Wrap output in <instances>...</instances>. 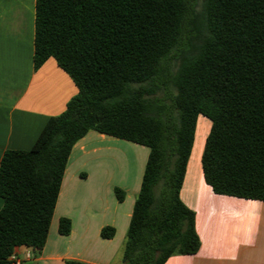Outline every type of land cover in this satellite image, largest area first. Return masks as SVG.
Instances as JSON below:
<instances>
[{"label": "trees", "instance_id": "trees-1", "mask_svg": "<svg viewBox=\"0 0 264 264\" xmlns=\"http://www.w3.org/2000/svg\"><path fill=\"white\" fill-rule=\"evenodd\" d=\"M49 58L77 93L29 150L0 159V264L16 247L42 249L68 156L89 131L149 150L122 264L197 252L179 191L199 115L210 121L205 183L264 202V0H35L34 69ZM69 231L61 218L58 232Z\"/></svg>", "mask_w": 264, "mask_h": 264}, {"label": "crops", "instance_id": "crops-1", "mask_svg": "<svg viewBox=\"0 0 264 264\" xmlns=\"http://www.w3.org/2000/svg\"><path fill=\"white\" fill-rule=\"evenodd\" d=\"M34 1L0 0V159L6 150H29L46 120L62 113L77 93L54 59L33 67ZM209 128L210 121L199 115L179 191L194 212L199 248L164 264H264V202L215 194L204 181L200 158ZM148 152L96 131L80 138L66 162L46 241L38 252L16 247L20 264H122ZM115 188L124 192L121 202ZM2 203L0 198V208ZM61 218L70 221L67 235L58 232ZM103 227L113 228L114 235L102 238Z\"/></svg>", "mask_w": 264, "mask_h": 264}, {"label": "built area", "instance_id": "built-area-1", "mask_svg": "<svg viewBox=\"0 0 264 264\" xmlns=\"http://www.w3.org/2000/svg\"><path fill=\"white\" fill-rule=\"evenodd\" d=\"M24 256L25 258H29L30 253L26 251ZM8 260L10 261L11 264H20V260L17 258L14 252L8 257Z\"/></svg>", "mask_w": 264, "mask_h": 264}]
</instances>
